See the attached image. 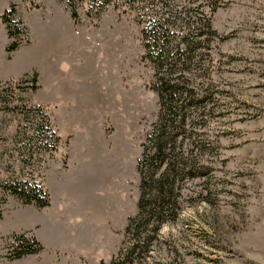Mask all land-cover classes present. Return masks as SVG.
I'll return each mask as SVG.
<instances>
[{
    "label": "rangeland",
    "instance_id": "374dc122",
    "mask_svg": "<svg viewBox=\"0 0 264 264\" xmlns=\"http://www.w3.org/2000/svg\"><path fill=\"white\" fill-rule=\"evenodd\" d=\"M88 11L81 3L75 22L62 0H0V264H264V0ZM153 21L172 46L193 42L177 75L203 101L183 132L195 168L177 216L144 224L133 221L138 164L162 115L144 33ZM12 184L42 187L49 205L24 203ZM22 234L42 251L13 258Z\"/></svg>",
    "mask_w": 264,
    "mask_h": 264
},
{
    "label": "trees",
    "instance_id": "16d2710c",
    "mask_svg": "<svg viewBox=\"0 0 264 264\" xmlns=\"http://www.w3.org/2000/svg\"><path fill=\"white\" fill-rule=\"evenodd\" d=\"M71 11L75 22L80 21L79 5L88 2L89 14L99 15L114 0H62ZM10 37L19 28L16 6L13 4L5 10L2 16ZM164 27V26H163ZM158 21L150 23L145 30L147 56L154 62L157 69L158 91L160 94L162 115L153 127L144 145L143 155L138 167L141 173V196L139 200V216L148 224L151 219L164 222L172 213L174 218L179 209L180 182L195 168L188 162L183 153V132L187 127L189 109L203 101L188 89L185 80L177 73L187 60L193 58L192 41H187L185 48L181 44L172 46L166 30L159 31ZM160 32V34H159ZM163 34V35H162ZM192 42V43H191ZM21 41L15 40L8 45V51L13 52L20 46ZM41 129V128H40ZM59 140L56 136V143ZM56 145V144H55ZM184 145V144H183ZM55 147V146H53ZM189 167V169H188ZM10 190L26 204L38 207L49 205V199L43 188L38 185H11ZM18 243L13 258L36 254L42 251L43 245L25 234L16 236Z\"/></svg>",
    "mask_w": 264,
    "mask_h": 264
}]
</instances>
